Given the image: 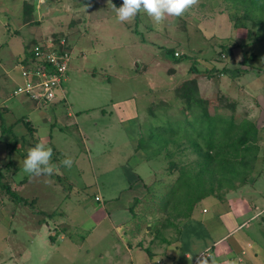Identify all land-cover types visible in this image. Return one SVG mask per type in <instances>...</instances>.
Masks as SVG:
<instances>
[{
  "label": "rangeland",
  "instance_id": "obj_1",
  "mask_svg": "<svg viewBox=\"0 0 264 264\" xmlns=\"http://www.w3.org/2000/svg\"><path fill=\"white\" fill-rule=\"evenodd\" d=\"M121 4L122 0H0V104L12 108L0 112V159L4 151L12 153L0 164V174L13 163L18 171L14 181H23V187L12 190L4 186L11 174L5 181L0 175V214L7 217L0 218V264H108L97 251H90L89 240L81 254L59 248L60 239L52 242L48 236L49 245L42 242L51 227L56 230L50 214L72 209L76 214L72 221L87 219L78 203L94 202L95 193L82 187V180L94 183L93 163L105 201L124 184L126 174L129 180L136 174L142 178L131 183L144 210L133 230L145 229L152 239L162 226L172 221L183 225L188 218L187 205L178 204L171 194L173 182L187 174L195 181L204 169L197 182L219 202H233L242 195L256 201L257 210L241 220L249 226L237 230L233 238H240L247 252L258 250L259 264H264V0H194L182 15H166L160 23L143 10L120 22L113 5ZM197 33L207 41L203 45L207 54L191 58L186 45ZM46 41L72 54L63 83L66 98L48 106L13 95L24 80L17 62ZM216 59L221 64H215ZM186 83L197 87H192L198 91L193 89L192 98L203 99L202 111L235 118L232 139L241 135L243 123L257 127L256 140L250 138L246 144L252 148L249 155L243 157L245 148H234V140L229 154H221L228 141H217L210 150L195 136L185 138L199 118L195 111H201L186 102L189 91L182 88ZM19 102L23 107L16 110L13 105ZM71 112L74 115L68 118ZM129 114L133 120L124 125ZM28 121L36 129L33 135ZM23 132L32 136V140L26 136L28 148L44 143L52 149L51 175L24 172L28 151L14 149L21 145L16 137ZM87 138L91 156L86 153ZM67 157L73 161L70 168L61 163ZM184 167L189 172L180 170ZM144 181L149 187L142 185ZM258 189L262 193L254 192ZM129 194H122L117 203L125 204ZM139 201L134 197L132 206ZM203 204L211 218L215 202ZM257 211L261 218L252 220ZM149 215L153 225L147 228L143 223ZM169 227L175 236L177 230ZM70 231L73 240L86 238L83 232ZM67 242L62 244L68 247Z\"/></svg>",
  "mask_w": 264,
  "mask_h": 264
},
{
  "label": "crops",
  "instance_id": "obj_2",
  "mask_svg": "<svg viewBox=\"0 0 264 264\" xmlns=\"http://www.w3.org/2000/svg\"><path fill=\"white\" fill-rule=\"evenodd\" d=\"M200 41H202L201 37H199V34L197 33L196 37L193 38L192 41L187 43L186 46L188 50H191V58H194V56L196 57L199 55L207 54V52L204 53L205 50H203V45H207L205 44L207 41H202V46H200ZM146 47L148 48V46ZM213 62L215 64H221V62H219V60L217 61V59ZM208 63L209 61H206V65ZM137 66L140 67V65ZM194 71L198 72L195 74H199L200 72L197 69ZM223 76L226 77L225 75H222V77ZM224 77V80H222L226 81V78ZM13 106L16 110H21V108L23 107L22 103L20 102L15 103ZM2 110L10 112L12 111V108L10 106H5L4 103H2L0 104V112ZM129 111L132 112V109H129ZM73 115L74 114L71 112L68 118L73 117ZM131 117L132 115L129 116V119L124 118V125L128 124V120H133L131 119ZM29 123L30 121H28V124ZM29 129H32L31 135L36 133V129L35 127H32L31 123L29 124ZM28 133H30V130ZM28 133L24 134L23 132L20 136L16 137V143L20 141L19 143H21V145H15L14 149L18 147V150L26 149V152L31 149V147L28 148V146H26V136H29ZM31 135L29 136L30 139L32 137ZM129 137H131V135ZM85 142L87 143L86 153L91 156L93 150L90 148V140H88L87 138ZM11 155L12 153H10V151H4V158L0 159V164L7 162L8 159H10ZM92 161L95 162L94 159H92L91 164ZM13 166L15 167V169H13ZM9 168L10 169L8 172L2 170L4 176L3 174H0L3 181H5V175L8 178L11 174L9 177L10 181L4 184V186L11 187L12 190L19 188L20 185L21 187H23L22 180L14 181L15 175L18 173V171H16L17 166L13 165L12 163L11 167ZM91 170L94 174V183L90 185L82 180L84 183L82 187L84 191L92 190L93 193H95L94 202H88L86 200L78 203L80 204L79 208L83 210V215L86 216L84 217V219H87L83 220L81 223L80 221H72V219H74V217L76 216L75 212L72 209L64 211L59 210V214H56L58 213V211H56L53 216L50 214V216L54 218L53 225L56 226V230L53 231L52 227L48 225V229L50 230L51 227V230L49 232H46L44 234V237L42 238V242L45 246L49 245L50 243L48 240L49 236L50 241L52 242H57L60 239V243L57 245L59 248L61 247V249L64 248L67 251H75L76 254H81L84 247H86L87 240H89L90 251H97L100 258L103 261H108V264H127V261L128 264H190V260L192 257L200 254L207 249L211 251V255L206 264H259L257 253L258 250H255L254 252H247V250L240 244V238H233V234L237 230H242L243 227L249 226V223L247 221L244 220V222H241V220L248 216V214L253 212L255 209L257 210V203L254 199L242 195L238 196V198H236L233 202L229 200V202L222 203L213 197H208L198 204L199 206L202 205L205 208L202 207L203 209H201L200 207L197 209V205L194 211L189 215V217L186 218L187 220H185L183 225H181L179 221L176 223L172 221V225L169 224L165 227L162 226V229H160L157 234L154 233V237L152 239V235H150L151 238L148 237L145 229H142L141 232L139 231L140 233H136L133 230L134 221L139 218V216H142L141 213H143L144 210L141 207L142 204H140L139 196L133 194L132 192V186L134 185H131V183L134 184L142 178L138 174H136L129 180V176L126 174V183L122 181V184H124L118 187L120 189L114 191V193H111L108 196V199L105 201L101 185L96 179V163L95 165L93 163ZM63 173L66 174L64 170ZM64 177H67V175H65ZM146 183L147 182L144 181L142 185L148 186ZM117 184V181L112 182V187L116 186ZM127 185L130 186L127 187ZM127 192H131V194H129L130 199L126 200L124 202L125 204L117 203L122 194ZM254 192L262 193V191L259 189L255 190ZM134 197L137 198L139 202H136L137 204L133 207L132 204L134 203ZM259 197H262V195L259 194L258 198ZM18 198L20 197L18 196ZM210 199L215 202V204L213 205L214 212L212 210V217L207 218V215L211 212L210 209L203 203H206L207 200ZM199 210L201 211L200 213H198ZM5 215L6 214H0L1 220L7 218H3ZM261 215V211H257L251 219L259 220L261 218ZM152 219L153 217L149 215L148 218H145L143 224H145L147 228L152 227L153 224H151V222L149 221ZM65 220H67V223L65 222ZM84 223L86 224L84 225ZM169 226L177 230V234L175 236L173 234H170L169 230L171 229ZM70 227L72 228L71 231L83 232L84 235L82 236H86V238H83L81 240H73ZM6 229H10V226H6ZM59 231L61 234H57L59 233ZM69 231L71 232L70 234ZM163 231H168V235L164 234ZM171 236L172 239L170 240ZM157 239H159L160 241L159 243L156 241V245L154 244V241ZM62 241H64V244L68 241L67 243L69 246H64V244H62ZM247 247L253 248L252 243H248ZM215 252L216 257L214 259ZM136 254L139 259L137 258ZM154 257L156 258L154 259ZM253 260H255V262H253Z\"/></svg>",
  "mask_w": 264,
  "mask_h": 264
},
{
  "label": "trees",
  "instance_id": "obj_3",
  "mask_svg": "<svg viewBox=\"0 0 264 264\" xmlns=\"http://www.w3.org/2000/svg\"><path fill=\"white\" fill-rule=\"evenodd\" d=\"M23 56H25V54ZM192 87H195V86L191 85L190 87V84L188 83H186V85L182 87V88H185V90L187 89V91H189V94L185 95L186 102L192 103L193 105L197 106V108L201 110L200 108L202 106L201 103L204 101L203 99L200 100L198 98L197 99L192 98V95H194L193 89L195 88L197 89V87L195 88H192ZM196 89L195 91L198 92ZM202 107H205V106H202ZM192 108L194 109V107ZM201 111H198V110L195 111L194 114L197 115L199 118L194 120L195 121V122L193 121L194 123L193 122L191 123V128H192L191 130H186L185 138L188 139L189 137L195 136L196 139H198V141L200 140V142L205 143L208 149L210 150L215 142L228 141L225 145L223 144L224 150L222 149L220 153L229 154L228 150L230 149V146H231L230 144L232 143V140H234L231 138V134L233 133V131L237 129L235 118L231 117L229 119H223L217 116H212L208 109L202 112ZM199 112H201V114ZM193 124H195V126ZM199 124L200 125L202 124V126L199 127ZM241 127H242V133L239 137H237L234 140L233 147L235 148L236 145H238L239 147H244L245 151L243 152V157H245L249 155L252 150L251 146H247L246 144L250 138L256 140L255 137L257 136L258 131H257V127L253 126L252 124L246 126L245 123H243ZM189 131H192V132L189 133ZM197 146L200 147L199 142H197ZM255 149L256 151H258L257 146ZM236 155L237 153L235 154V156ZM180 170H183L182 172L184 174L187 173L185 171L189 172V168L187 170L186 167ZM204 171L205 170L202 169L198 174H196V176L200 177L199 179H201ZM193 177L191 176V174L181 175L179 178H176V181L173 182V186L171 187L172 188L171 194L174 193V195L178 198V204L187 205V208L189 210L187 214L188 217L194 211L196 206L200 202H202V200L208 197H213L212 193H207L206 188L203 187V185H201L199 181L197 182V177L195 178V181L192 180ZM177 185H179V188L176 187Z\"/></svg>",
  "mask_w": 264,
  "mask_h": 264
},
{
  "label": "built area",
  "instance_id": "obj_4",
  "mask_svg": "<svg viewBox=\"0 0 264 264\" xmlns=\"http://www.w3.org/2000/svg\"><path fill=\"white\" fill-rule=\"evenodd\" d=\"M176 56L179 57V54L176 53ZM71 60L72 54L54 42L46 41L41 45H35L16 64L24 80L13 95L29 97L45 106L57 100H64L66 97L63 83ZM210 255L211 251L207 249L192 257L190 264H206Z\"/></svg>",
  "mask_w": 264,
  "mask_h": 264
},
{
  "label": "clouds",
  "instance_id": "obj_5",
  "mask_svg": "<svg viewBox=\"0 0 264 264\" xmlns=\"http://www.w3.org/2000/svg\"><path fill=\"white\" fill-rule=\"evenodd\" d=\"M194 2V0H122L120 7H113L116 10V18L120 22L130 21L141 10L156 23H160L166 15L180 16ZM52 149L44 143H37L32 147L24 158L22 166L27 174L40 175L53 173L50 164ZM61 163L66 167L72 166V159L65 158Z\"/></svg>",
  "mask_w": 264,
  "mask_h": 264
},
{
  "label": "bare ground",
  "instance_id": "obj_6",
  "mask_svg": "<svg viewBox=\"0 0 264 264\" xmlns=\"http://www.w3.org/2000/svg\"><path fill=\"white\" fill-rule=\"evenodd\" d=\"M171 50V49H170ZM174 56V55H173ZM183 56V55H182ZM179 57H180V55H179Z\"/></svg>",
  "mask_w": 264,
  "mask_h": 264
}]
</instances>
